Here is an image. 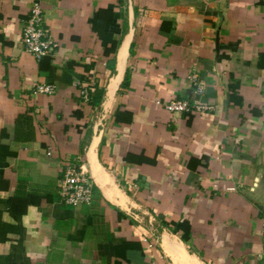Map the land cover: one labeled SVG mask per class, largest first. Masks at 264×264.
<instances>
[{"label": "crops", "instance_id": "obj_1", "mask_svg": "<svg viewBox=\"0 0 264 264\" xmlns=\"http://www.w3.org/2000/svg\"><path fill=\"white\" fill-rule=\"evenodd\" d=\"M193 74L211 109L168 112ZM67 163L90 205L61 202ZM263 224L264 0H0V264H264Z\"/></svg>", "mask_w": 264, "mask_h": 264}, {"label": "built area", "instance_id": "obj_2", "mask_svg": "<svg viewBox=\"0 0 264 264\" xmlns=\"http://www.w3.org/2000/svg\"><path fill=\"white\" fill-rule=\"evenodd\" d=\"M22 43L29 54L37 60L52 56L58 46L52 38L49 30L45 27V18L42 3L34 1L31 7L29 17L25 21L22 32ZM195 84L196 99L191 102L188 100H175L164 103L165 109L177 115H195L203 114L211 109L210 106L201 102V97L206 90V82L200 80L197 75L190 77ZM56 91L53 85H42L37 88V93L52 95ZM94 93L89 87H84L81 91L82 100L89 103L91 95ZM162 105L161 102H157ZM163 106V105H162ZM48 156L52 155L49 151ZM94 185L91 175L83 166L67 163L63 176L60 179L59 193L61 202L66 206L90 205L94 197ZM262 245L264 255V224L262 227Z\"/></svg>", "mask_w": 264, "mask_h": 264}, {"label": "trees", "instance_id": "obj_3", "mask_svg": "<svg viewBox=\"0 0 264 264\" xmlns=\"http://www.w3.org/2000/svg\"><path fill=\"white\" fill-rule=\"evenodd\" d=\"M102 99H103V91L97 89L95 93L91 95V100L89 104H91L92 108L94 109L98 108L102 102Z\"/></svg>", "mask_w": 264, "mask_h": 264}]
</instances>
